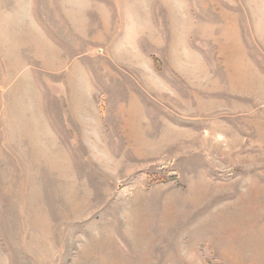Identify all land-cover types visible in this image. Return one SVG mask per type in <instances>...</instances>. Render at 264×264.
<instances>
[{"label":"rangeland","instance_id":"obj_1","mask_svg":"<svg viewBox=\"0 0 264 264\" xmlns=\"http://www.w3.org/2000/svg\"><path fill=\"white\" fill-rule=\"evenodd\" d=\"M0 264H264V0H0Z\"/></svg>","mask_w":264,"mask_h":264}]
</instances>
